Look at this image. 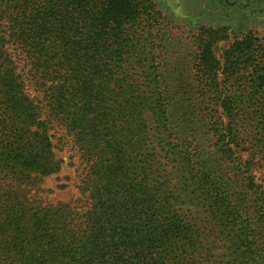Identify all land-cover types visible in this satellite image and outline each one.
<instances>
[{"label":"trees","instance_id":"trees-1","mask_svg":"<svg viewBox=\"0 0 264 264\" xmlns=\"http://www.w3.org/2000/svg\"><path fill=\"white\" fill-rule=\"evenodd\" d=\"M214 1L228 12L252 0ZM144 4L0 0V17L10 20L31 59L30 73L41 82L49 121L75 139L89 201L80 215L69 205L30 209L0 198V264H204L205 241L216 227L234 231V264H264V188L237 153L239 128L264 142V43L241 31L229 42L230 27L207 32L209 62L217 40L227 43L226 76L245 86L238 94L192 87L186 72L156 67L141 69L145 98L124 71L129 53L141 58L133 41ZM152 38L160 52L157 35ZM232 58L247 59L244 68ZM160 59L156 53L152 62ZM205 72L202 82L216 76L214 69ZM0 87L12 115L0 120L4 155L25 176L36 174L34 182L59 172L51 138L41 130L46 125L20 77L7 71ZM148 108L152 126L141 115ZM153 139L164 143L158 159ZM182 198L205 204V228L187 218Z\"/></svg>","mask_w":264,"mask_h":264},{"label":"rangeland","instance_id":"rangeland-1","mask_svg":"<svg viewBox=\"0 0 264 264\" xmlns=\"http://www.w3.org/2000/svg\"><path fill=\"white\" fill-rule=\"evenodd\" d=\"M144 6L147 10L142 16V29H140L138 39L133 41L141 58L137 54L129 53V58L124 65L128 78L127 83H133L143 97L146 98L148 95L143 84L144 75L141 76V69H155L156 67L175 69L184 75L186 72L187 83L192 87L195 85L198 88L206 85L208 89L214 87L237 94L243 91L245 87L242 85L243 81L240 82L234 78L228 80L226 76V69L230 68L224 59L226 50L224 47L227 43L217 40L215 46L218 48L210 54L214 57L212 63L208 61L209 48L204 49L203 47L211 43L207 41V32L210 29L217 30L225 27H230L233 32L232 40L230 39L229 42H233L235 36L241 31L243 35L252 34L259 44L264 43V0L260 2L252 0L248 4H243L239 10L228 12L214 0H145ZM6 19L0 17V81L10 70L20 77L24 86V95L39 108L40 118L38 120L46 125L41 130L48 131L50 142L61 162V169L43 181L34 182L36 174L31 173L25 176L23 169L10 162L4 155L2 144L4 138L0 133V198L10 201L12 205L18 200L30 209L69 205L72 211L81 215L87 210L89 203L84 197L86 195L82 186L85 165L82 163L81 153L75 144L74 137L67 132L65 127L58 121L51 119L52 122L49 121L46 106L48 100L43 88L40 87L41 82H37L31 75V59L24 52L19 36H13L15 31L11 28L10 20ZM228 31L230 32V29ZM242 34L239 38L243 36ZM153 35H157L162 45L159 48L160 52H156L153 48ZM156 53L161 55V61L155 64L152 59ZM231 61L243 69L244 61L247 59L242 62L232 58ZM206 69H214L216 76L202 82L201 77L206 73ZM208 95L213 97L212 94ZM7 106L10 108L0 92V120L4 116L11 115V109L7 110ZM211 110H217V107H212ZM141 115L142 119L145 117L152 126L155 119L150 109L148 108L145 113L142 111ZM34 127L30 129L31 133L37 130ZM249 129L248 127L239 128L237 153L241 163L250 162L251 171L248 175H253L264 188V142L259 137H256L257 141L255 138L251 140ZM151 142L150 147L154 149L158 159L164 145L163 140L153 139ZM162 164L164 170L171 171L172 164L168 159H162ZM173 186L174 182H172ZM179 207L185 210V215L189 220H194L199 226L205 228L208 218L203 202L196 200L190 203L182 198ZM230 231L234 233L231 227L225 229L216 227L212 235L206 239L205 248L209 254L204 264H234L233 249L229 241L231 240Z\"/></svg>","mask_w":264,"mask_h":264}]
</instances>
